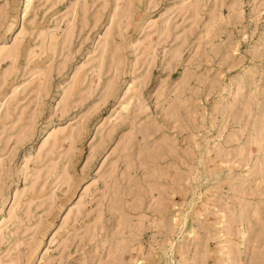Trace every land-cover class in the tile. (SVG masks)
<instances>
[{
  "label": "rangeland",
  "instance_id": "obj_1",
  "mask_svg": "<svg viewBox=\"0 0 264 264\" xmlns=\"http://www.w3.org/2000/svg\"><path fill=\"white\" fill-rule=\"evenodd\" d=\"M1 45L0 264H264V0H0Z\"/></svg>",
  "mask_w": 264,
  "mask_h": 264
},
{
  "label": "bare ground",
  "instance_id": "obj_2",
  "mask_svg": "<svg viewBox=\"0 0 264 264\" xmlns=\"http://www.w3.org/2000/svg\"><path fill=\"white\" fill-rule=\"evenodd\" d=\"M29 3V2H28ZM4 48V45H1V47H0V50H2ZM44 144V143H43Z\"/></svg>",
  "mask_w": 264,
  "mask_h": 264
}]
</instances>
